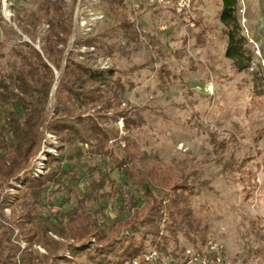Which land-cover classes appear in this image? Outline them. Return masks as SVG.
Here are the masks:
<instances>
[{"label": "rangeland", "instance_id": "rangeland-1", "mask_svg": "<svg viewBox=\"0 0 264 264\" xmlns=\"http://www.w3.org/2000/svg\"><path fill=\"white\" fill-rule=\"evenodd\" d=\"M39 1L11 0L8 17L0 4L3 73L21 65L22 59L13 54L19 43H29L40 52L47 24L33 26L26 21ZM63 1L72 13L69 49L78 36L116 26L122 14L133 22L136 34L118 38L115 52L97 57L93 66L115 69L125 87L121 107L141 109L143 124L133 134L139 150L137 166L156 164L168 179L166 188H152L154 194L170 195L173 183L190 185L185 193L191 207L208 224V241L202 247L193 248L177 233L166 254L146 246L136 257L139 264H185L187 250L201 255L215 251L222 264H264V0H238L237 15L253 52L251 68L242 72L223 55L225 40L217 18L220 0H195L189 24L173 11L171 0L162 7L155 0H124L113 9L104 0ZM21 50L33 61L26 47ZM85 51H74L81 53L78 60L86 61ZM63 65L50 64L54 83L45 105L48 113ZM117 126L123 135L121 119ZM56 143L53 134L44 133L30 162L33 176L44 172V150L56 154ZM69 172L80 178L46 188L33 212L36 220L54 219L50 214L61 210L64 218L86 211L90 219L110 224L123 218L132 203H141L138 187L109 161L84 155ZM13 182H0V198L5 194L12 198L17 192L20 185L13 188ZM15 215L8 207L0 210V220L17 248L14 260L21 264L22 250L44 255L41 245L28 246L21 240L13 224ZM49 237L62 240L53 233ZM176 247L178 251L171 252ZM151 251L155 255L146 260L144 255ZM78 264L90 263L83 255Z\"/></svg>", "mask_w": 264, "mask_h": 264}, {"label": "trees", "instance_id": "trees-1", "mask_svg": "<svg viewBox=\"0 0 264 264\" xmlns=\"http://www.w3.org/2000/svg\"><path fill=\"white\" fill-rule=\"evenodd\" d=\"M123 2L104 0L109 9ZM237 4L238 0H220L217 18L225 40L223 55L242 72L251 68L253 52L242 32ZM71 16L63 0H40L26 20L33 26L47 24L40 52L22 42L13 51L22 59L21 65L3 73L0 64V182L12 179L13 188L20 185L12 198L7 194L0 198V210L8 207L14 215L17 211L13 224L21 240L28 246L39 244L46 252L40 257L22 250L20 263L78 264V258L84 255L90 264H124L148 245L166 254L169 243L177 241V233L190 240L193 248L202 247L208 241L209 229L204 217L191 207L185 193L190 192V185L173 183L169 185L170 195L154 194L152 188H166L168 179L156 164L138 167L139 150L133 134L143 124L141 109L121 107L125 87L115 76V69L93 66L97 57L115 52L118 38L136 34L133 22L122 14L116 26L78 36L69 49ZM22 47L27 48L33 61L23 54ZM81 48L86 50V61L78 60L81 53L74 52ZM62 62L48 113L45 105L54 83L50 64L61 68ZM119 119L123 121V135L117 126ZM45 132L56 139V154L45 149L44 172L33 176L30 162L40 150ZM84 155L109 161L111 168L120 169L138 187L141 203H132L123 218L110 224L90 219L86 211L72 212L64 218L61 210L50 214L54 219L36 220L33 212L46 188L80 178L69 169ZM9 231L0 220V264H17V248L10 242ZM49 233L62 240L49 237ZM175 251L177 247L171 252Z\"/></svg>", "mask_w": 264, "mask_h": 264}, {"label": "built area", "instance_id": "built-area-1", "mask_svg": "<svg viewBox=\"0 0 264 264\" xmlns=\"http://www.w3.org/2000/svg\"><path fill=\"white\" fill-rule=\"evenodd\" d=\"M157 5L165 6L168 3V0H155ZM194 0H171V5L173 11L178 15L184 17L188 24L191 21V18L193 16L192 14V3ZM0 4L2 6V9L5 13V17L10 16L9 7L11 5V0H0ZM3 13V14H4ZM211 250H215L213 247H211ZM155 255L154 251H151L149 255H144V258L148 260V256L151 258ZM140 259V258H139ZM139 259L135 258L128 264H139ZM141 260V259H140ZM185 264H222V258L220 253H217L215 251H212L210 254H200L198 252H195L194 250H187L186 251V259Z\"/></svg>", "mask_w": 264, "mask_h": 264}]
</instances>
